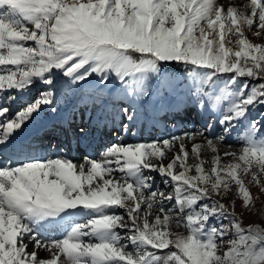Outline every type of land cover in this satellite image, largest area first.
Here are the masks:
<instances>
[{"label":"snow or ice","instance_id":"1","mask_svg":"<svg viewBox=\"0 0 264 264\" xmlns=\"http://www.w3.org/2000/svg\"><path fill=\"white\" fill-rule=\"evenodd\" d=\"M262 196L264 0H0V264H264Z\"/></svg>","mask_w":264,"mask_h":264},{"label":"rangeland","instance_id":"2","mask_svg":"<svg viewBox=\"0 0 264 264\" xmlns=\"http://www.w3.org/2000/svg\"><path fill=\"white\" fill-rule=\"evenodd\" d=\"M239 2V0H237ZM167 88V92L171 93V95H166L165 100L168 103L173 102V98L175 100H183L185 99L184 96L181 95V93L184 91V88L180 86L179 81H171L168 84H161L160 85V92L157 95L153 96V102L157 101L159 98V95H164V89ZM117 94V92L114 91V95ZM82 95H92V89L90 87H86L82 92H78L75 95L73 94V91L71 89H63L61 91L58 103H59V111L58 113H51V112H45L41 115V117L37 120V122L32 126L30 129V134L32 136H39V137H46V140L49 142L50 136H46V133H49L50 130L58 124V121H62L65 118L71 117L72 115H76L77 118L83 113V109L79 112L74 113V109L76 108L77 104L80 101V97ZM150 111H151V105L149 106ZM259 109L257 110L256 113H253V115H258L259 114ZM159 118H161L165 123L169 119H175L176 121L179 122L180 125L183 127L178 128L177 131L180 130H188V128L193 126V123L198 127V117L195 113V110H190L187 114L183 116H176V117H168L164 115L163 111L155 113ZM62 117V118H61ZM169 130L164 126V124L159 125L158 131H154L151 126H149L145 130V136L147 138H151L154 135H168ZM52 142H57L56 140H52ZM126 142H131V141H126ZM229 143L232 144L233 147H236V141H230ZM102 146L101 141H97V146L96 150L93 151V156H97L98 152L100 150V147ZM85 154V149L83 147H75L71 146L68 152L69 158L73 159L74 161H79L82 156ZM253 193H256L258 190L253 188L252 189ZM261 200H264V196L261 197ZM237 211H240V202L237 201ZM259 207V205H258ZM261 222V217L259 215H252L245 213V224L248 223H260ZM41 255H45L44 253H41Z\"/></svg>","mask_w":264,"mask_h":264},{"label":"bare ground","instance_id":"3","mask_svg":"<svg viewBox=\"0 0 264 264\" xmlns=\"http://www.w3.org/2000/svg\"><path fill=\"white\" fill-rule=\"evenodd\" d=\"M82 114V113H81ZM62 118V117H61ZM61 122V120L60 121H58V124ZM57 124V125H58ZM51 131V130H50ZM50 133V132H49ZM37 138H43V142H44V144H47V143H49L47 140H46V137H39V136H37ZM53 143H55V142H53Z\"/></svg>","mask_w":264,"mask_h":264}]
</instances>
